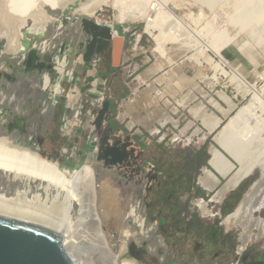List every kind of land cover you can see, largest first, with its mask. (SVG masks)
<instances>
[{"label": "rangeland", "instance_id": "obj_1", "mask_svg": "<svg viewBox=\"0 0 264 264\" xmlns=\"http://www.w3.org/2000/svg\"><path fill=\"white\" fill-rule=\"evenodd\" d=\"M86 1L76 0L64 11L47 10L51 22L43 33V40L55 44L56 50L61 44L78 47L86 36L79 25L73 23L76 18L123 26L132 37L120 68L111 70V53L105 55L102 71L110 70L105 92L110 111L104 127L99 132H92L97 143L110 136L111 145L125 146L128 158L122 166L111 167L97 160L95 152L87 163L79 164L93 167L98 201L101 204L102 200H113L115 215L123 216L132 204L139 205L138 214L146 220L145 234H140L131 219L118 223L121 229H128V226L136 233L128 244L130 255L144 264H249L264 261V240L258 241L255 232L249 237L247 233L254 220L264 219V210L255 214L247 230L228 229L224 224V218L234 211L259 173L255 172L242 181L221 203L213 199L225 180L215 187L217 191L211 192L200 179L202 169L207 167L210 150L217 147L219 134L234 118L237 120L230 132L232 142L242 148L245 159L264 163V2L256 5V0H209L210 5H207L204 4L207 0L201 3L199 0H165L166 7L186 28L187 34L180 38L174 26H160L156 20L119 24L115 22L117 11L110 6H102L93 17L74 14L80 2ZM161 1L164 2H152ZM244 9H248L245 13L249 11L252 18L240 16ZM230 14L234 15L232 21ZM259 17H263L262 22L257 21ZM61 23L63 29L59 31ZM31 25L29 21L20 25L22 35ZM193 32L198 33L199 38ZM217 34L232 38L222 39ZM138 35H141L138 46L133 49ZM232 39L242 47L237 50ZM180 41H188L190 50L185 54L171 55L170 51ZM7 43L8 38H0L1 49ZM216 49L218 53L214 52ZM1 56L0 66L3 67V61L8 57L4 51ZM4 70L11 73L6 67ZM139 75L145 77L144 84L138 80ZM17 79L15 83L0 82V98L6 95L3 107L7 113H12L7 116V121L15 117L21 119L23 130L14 129L8 133L0 126L1 136L14 138L17 146L37 152L62 168L74 169L76 161L63 159L62 151L66 145L58 137V126L64 117V101L58 103L63 102L64 109L57 104L52 110L53 105L48 102L40 77L32 79L29 75H20ZM53 87L51 82L49 89L54 91ZM61 91L60 88L56 95ZM201 107L205 108L204 114L221 121L212 132L205 121L195 118L192 113ZM243 109L245 111L241 113ZM165 115L170 117V122L164 120ZM47 130L52 133L48 135ZM200 151L206 153L204 166L194 161ZM149 164L154 169L145 167ZM203 200L212 216L203 217L196 209V202ZM74 209L73 221L76 222L78 206L75 205ZM105 219L104 230L108 235L114 232L115 242L121 237V229L113 224V217ZM149 228L153 230L147 233ZM82 229L86 232L80 233L82 238L88 236L96 245L95 233ZM81 251L84 264L105 263L98 255L87 253L85 246ZM114 252H117L116 248Z\"/></svg>", "mask_w": 264, "mask_h": 264}, {"label": "bare ground", "instance_id": "obj_2", "mask_svg": "<svg viewBox=\"0 0 264 264\" xmlns=\"http://www.w3.org/2000/svg\"><path fill=\"white\" fill-rule=\"evenodd\" d=\"M28 1L0 0V38H8L6 49V52L8 53H14L21 49L20 39L22 37V33L19 28L23 22H31V27L35 34L43 33L46 31L48 24L51 22V17L47 13V10H51L53 12L64 11L67 7L74 4L76 0ZM150 1L151 0H87L85 3L80 2L79 6L74 10V14L93 17L102 6H110L117 11L115 14L116 21H114L119 24L138 23L142 21L149 23L150 20H156L157 24L160 26H174L177 29L176 35L180 38H184L185 34H187L185 31L186 28L183 27L184 23L173 15L170 9L166 7L167 2L164 0V2L161 1V3L156 2V4H153L155 0H152L153 2ZM190 1L193 2L194 0ZM200 1L202 0H199V2ZM208 1L209 0L204 2V4L207 3V5H210V1L209 4ZM256 1V3H258L256 5H263L264 0ZM245 3L247 4V2ZM238 5H240V3ZM203 6L206 7L205 5ZM244 7L242 5V8ZM248 9L250 10V8ZM236 10L234 12H236ZM240 10L241 9L239 7V11ZM247 10L244 9L243 12L241 11L244 14L240 13V16L243 15L245 18L247 15L245 18L247 19L249 16V11L245 13ZM230 16V20L232 21V16L234 15L230 14ZM249 17H251V15ZM262 18L263 17H259L257 21L262 22L260 21ZM245 21L246 20H243V22ZM246 22H248V20ZM231 23L234 25L233 22ZM258 24L259 23H257V25ZM59 27V31H61L63 29L62 23ZM193 34L196 38H199L198 33L193 32ZM57 35H59V33H57ZM112 35L113 37H117V33L114 31ZM190 36H188V38ZM225 37L227 38L228 35ZM225 37L221 38L225 39ZM216 41L214 40L215 43ZM231 42H234V39H232ZM190 45L191 44L188 41L178 42L175 46L176 48H173L170 51L171 55L185 54L190 50ZM233 45L237 47V50L242 47V44L239 42H234ZM48 48L51 49V44L47 41L45 42L44 49L42 48V50L46 52ZM218 49L214 52L218 53ZM206 50H208L207 47ZM223 63L228 64L224 61ZM58 65L60 66L59 71H61L62 68L66 66V61L59 60ZM138 80L143 84L146 82L143 75H139ZM42 81L43 89L50 87L51 82L48 76L45 75L42 78ZM53 86L54 91L58 93L61 87L57 83H53ZM5 96L2 95L0 103H3L6 99ZM244 111L245 109L241 110V113ZM192 113L195 118L200 117L203 122L205 121L211 132L214 131L221 123L220 119L204 114L206 111L203 107L193 111ZM164 120H166V122L171 121L170 117L167 115H165ZM235 120L237 119H232L231 122L222 130L216 140L217 147H213L210 150L208 164L212 168L213 172L209 169V167L203 168V176L200 179L208 185L210 190H213L221 184L219 179L220 177L225 180V183L213 199L215 202L221 203L224 197L232 190L236 189L242 181L252 176L255 172L259 173L258 178L245 193L241 202L232 213L224 218V224L228 229L240 228L242 230H247V226L251 224L252 218H254L255 214L259 212L261 213V211L264 210V163L259 164L252 160H247L248 158L245 159L242 148H239L238 144L235 145L236 143H233L234 141L231 140L230 132L232 131V125ZM1 135L2 134H0L1 217L59 232L63 236V247L69 258L73 260V264H84L81 254L82 247L84 246L88 249L87 253L91 256L92 254L98 255L102 258V260H104V264H143L129 256L128 244L130 239L136 236V233L132 232L131 229L129 230L128 226V229H126V227L121 229L118 224L122 221L128 222V220L131 219L139 228L140 234L143 235L146 233V220L138 214L139 205L137 203L132 204L129 207V211L123 216H117V214L115 215L116 206H114L115 204L113 200L109 199L107 202H105L106 200H102V203H99L96 174L92 166L88 164L76 165L72 170L62 168L59 164L41 157L37 152L25 147L17 146L13 140L14 138L12 139L11 137ZM33 185L36 186L33 188ZM75 205L78 206V218L76 222L73 221V211L75 210ZM196 209L200 211L203 217L212 216L211 210H209L204 201L196 202ZM108 217H113V224L117 225L120 227L119 229H121L119 230L121 237L118 236L119 239H116L115 242L113 239L114 232L110 230L111 235H108V233L104 230V220ZM82 228H87L95 233V237L98 241L96 245H94L95 243H93L90 238V240L88 239V236L82 238L83 236L80 235V233L84 231ZM116 230L114 231L116 232ZM151 230L153 229H147V233ZM253 232L257 233L258 241L264 240V219L254 220L252 222L251 226L247 230L248 237L251 236ZM90 241L92 244H89ZM115 248L117 249V252H114ZM87 253L85 254L89 255ZM90 263L93 264V262Z\"/></svg>", "mask_w": 264, "mask_h": 264}, {"label": "water", "instance_id": "obj_3", "mask_svg": "<svg viewBox=\"0 0 264 264\" xmlns=\"http://www.w3.org/2000/svg\"><path fill=\"white\" fill-rule=\"evenodd\" d=\"M66 21L65 18L64 23ZM73 23L79 25L80 31L87 37L82 45L84 48L83 59L86 63L91 61L94 54L100 55L106 47L110 46V65L114 69L120 68L123 54L132 41V37L125 27L77 18ZM113 31L117 33V37H113ZM43 33L35 34L32 27L29 26L26 34L22 35L20 39V50L8 53L6 52L7 45L2 48L9 61L3 62V67L0 66V82L15 83L18 80L15 75L21 72L26 75L36 72L41 81L45 75L52 74L56 51L45 52L42 50L47 42L43 40ZM97 44L99 46L95 47ZM64 49L65 45L61 44L57 54L63 55ZM4 66L11 70L10 74L4 70ZM1 87L0 84V92ZM109 111L110 102L105 101L97 111L93 112L94 125L98 132L104 127ZM9 114L12 113H7L3 103H0V126L2 129H6L8 133L14 129L22 132V120L15 117L7 121ZM95 152L97 160L104 161L111 167H119L124 164L122 148L111 145L110 136L100 139ZM207 167L213 172L208 163ZM219 179L220 183L224 180L221 177ZM208 191L215 192L217 188ZM129 256L132 257L130 253ZM0 264H73V260L66 253L63 247V236L59 232L0 216Z\"/></svg>", "mask_w": 264, "mask_h": 264}, {"label": "crops", "instance_id": "obj_4", "mask_svg": "<svg viewBox=\"0 0 264 264\" xmlns=\"http://www.w3.org/2000/svg\"><path fill=\"white\" fill-rule=\"evenodd\" d=\"M55 38H58V36H56ZM84 42L85 40L81 44H79L78 47L72 46L71 44L65 45V50L66 52H68V69L74 70V83L71 84L70 80L64 77L59 80L61 87L66 91L73 92L75 90L77 97L76 100L83 104L84 116L82 118L83 126L81 128H78L77 124L74 123V125H72L71 132L68 135H63L62 124L58 126V137L63 142V144L66 145V148L62 151V157L64 160H68L67 158L75 160V165H79L80 163L84 162L87 163L88 159L91 158L95 153L98 145L91 141L93 135L90 126V120L85 116L88 113L93 115V112H95V106L91 104H85V101L87 100L88 96L89 98H96L98 96V93L100 91H103V83L106 82L107 86L108 80L110 78V70L102 71V66L105 64V55L108 52L110 53V46L106 47V49H109V51H107L105 54H94V56L91 57V61L86 63L83 59L84 48L82 44ZM54 45L52 44L51 48ZM1 52L2 49L0 48V62H2ZM94 60L100 61L95 65L93 64ZM5 61L9 60L7 59L3 62ZM112 69L113 68L111 67V70ZM38 77L35 76V78L32 77V79H37ZM49 77L52 79V81L57 80L52 74ZM58 105H61L62 107L64 106L63 102ZM58 105L52 106L51 109L54 110ZM68 112L69 111L65 108L63 116L67 115ZM51 133V130H47L48 135H50Z\"/></svg>", "mask_w": 264, "mask_h": 264}, {"label": "built area", "instance_id": "obj_5", "mask_svg": "<svg viewBox=\"0 0 264 264\" xmlns=\"http://www.w3.org/2000/svg\"><path fill=\"white\" fill-rule=\"evenodd\" d=\"M141 35L137 36V40H135V45L133 46L135 48H137L138 43H139V39H140ZM132 45V44H131ZM56 51V56L53 59V72L52 75L55 76V81H52V79L49 77L50 82L52 83H57L60 87V79L62 77L69 79L71 84L74 83V70L72 69H68V52H66V50L64 49V53L63 55H58V51L59 48H55V46H53L51 49H47L46 52H52ZM59 60H65L66 61V66L62 68L61 71H59L60 66L58 65V61ZM100 60H94L93 64H98ZM47 76V75H46ZM42 82V89H43V81ZM62 88V87H61ZM103 91H100L98 93V96L96 98H89V96L87 97V100L85 101V104H91L95 106V110L96 108H100V106L106 101L107 98V94L106 92V82L103 83L102 85ZM43 91H45L47 93V99L48 102L51 103L53 106H56L60 100L64 101L65 104V108L69 111L67 115H64L63 119H62V133L63 135H68L71 130H72V125H74V123L77 124L78 128H81L83 126V104L78 102L76 100V91L74 90L73 92H69L66 91L65 89L62 88V92L59 95H56V92L53 90H50L49 88L47 89H43ZM47 104L44 103V106H46ZM87 119L90 120V126L92 129V132H94L95 129V125H94V116L92 114H86L85 115ZM92 142L97 143V137L95 135L92 136L91 139ZM151 167V169H154L153 166H151L150 164L147 165V167Z\"/></svg>", "mask_w": 264, "mask_h": 264}, {"label": "trees", "instance_id": "obj_6", "mask_svg": "<svg viewBox=\"0 0 264 264\" xmlns=\"http://www.w3.org/2000/svg\"><path fill=\"white\" fill-rule=\"evenodd\" d=\"M112 130V127H111ZM122 153H123V158L124 160H126L128 158V153L125 151L126 147L122 146ZM194 161L197 162L199 165L204 166L206 164V153L204 151H200L197 155V157L194 158ZM145 167H147V165H145ZM199 168V166L197 167V169ZM69 169V168H68ZM196 169V171H197Z\"/></svg>", "mask_w": 264, "mask_h": 264}, {"label": "flooded vegetation", "instance_id": "obj_7", "mask_svg": "<svg viewBox=\"0 0 264 264\" xmlns=\"http://www.w3.org/2000/svg\"><path fill=\"white\" fill-rule=\"evenodd\" d=\"M85 40H86V39H85ZM83 44H84V43H83ZM83 44H82V45H83ZM98 46H99L98 44L95 45V47H98ZM107 51H109V49H106V48H105V49L102 51V54H103V53L105 54ZM20 75L22 76V75H26V74H24V73L21 72V73H17L15 76L18 77V76H20ZM27 75H29V76H31V77H33V78H35V76H37V77L39 76L36 72L29 73V74H27ZM249 264H264V261H256V262H251V263H249Z\"/></svg>", "mask_w": 264, "mask_h": 264}]
</instances>
